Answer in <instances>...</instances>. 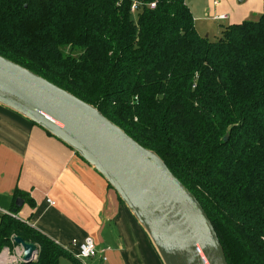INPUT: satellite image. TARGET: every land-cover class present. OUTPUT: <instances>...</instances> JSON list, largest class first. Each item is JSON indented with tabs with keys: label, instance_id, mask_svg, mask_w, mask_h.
Masks as SVG:
<instances>
[{
	"label": "trees",
	"instance_id": "16d2710c",
	"mask_svg": "<svg viewBox=\"0 0 264 264\" xmlns=\"http://www.w3.org/2000/svg\"><path fill=\"white\" fill-rule=\"evenodd\" d=\"M223 26L216 41L201 36L185 0H0V55L155 151L202 204L228 264H264V9ZM27 195L14 199L34 205ZM15 235L39 246L23 264H84L0 214V252Z\"/></svg>",
	"mask_w": 264,
	"mask_h": 264
},
{
	"label": "water",
	"instance_id": "95a60500",
	"mask_svg": "<svg viewBox=\"0 0 264 264\" xmlns=\"http://www.w3.org/2000/svg\"><path fill=\"white\" fill-rule=\"evenodd\" d=\"M0 104L66 144L102 175L144 228L163 264H228L197 197L155 151L97 107L1 55ZM23 205L18 198L16 206ZM13 241L23 248L24 263L34 261L37 244L17 235Z\"/></svg>",
	"mask_w": 264,
	"mask_h": 264
},
{
	"label": "crops",
	"instance_id": "0c3cea01",
	"mask_svg": "<svg viewBox=\"0 0 264 264\" xmlns=\"http://www.w3.org/2000/svg\"><path fill=\"white\" fill-rule=\"evenodd\" d=\"M185 1L195 8V1L192 7ZM205 8L209 14L208 4ZM216 16L226 24V11ZM18 190L34 205L24 202L17 216L49 238L65 248L73 239L94 238L98 255L84 264H163L144 228L102 175L66 144L0 104L4 212L13 213Z\"/></svg>",
	"mask_w": 264,
	"mask_h": 264
},
{
	"label": "rangeland",
	"instance_id": "374dc122",
	"mask_svg": "<svg viewBox=\"0 0 264 264\" xmlns=\"http://www.w3.org/2000/svg\"><path fill=\"white\" fill-rule=\"evenodd\" d=\"M193 1L196 2V6L191 11L194 16L196 30L201 36L208 37L211 41L219 39L224 27L221 24L220 17L216 16L219 12L226 11L228 18L225 20L226 24L224 25H229L232 22L235 24L246 20L256 21L260 18L264 9V0H206L208 7L211 9L210 13L207 14L205 0H189L191 7ZM136 17L134 15V18ZM218 17L219 19H217ZM0 209L2 210L1 196ZM9 248L11 255H13L16 245L12 242ZM69 251L75 253V248L71 246ZM60 262V264H73L67 257L61 258Z\"/></svg>",
	"mask_w": 264,
	"mask_h": 264
},
{
	"label": "built area",
	"instance_id": "2783aa9c",
	"mask_svg": "<svg viewBox=\"0 0 264 264\" xmlns=\"http://www.w3.org/2000/svg\"><path fill=\"white\" fill-rule=\"evenodd\" d=\"M138 6H139V3L137 1H134L132 4V8H131L133 13H136L138 11ZM155 6H156L155 2L150 4L151 8H155ZM217 19H219V17ZM220 19H224V18L220 16ZM48 203L54 204V202L50 199L48 200ZM4 213L13 214L11 212H4L3 210L0 209V214H4ZM12 241H13V238H12ZM71 246L75 248V251H74L75 253L71 252L73 256H75V258L81 260L82 262H86V260L92 259L98 255V249H97L95 240L92 236H88L82 241L78 239H73L70 242L68 247L70 248ZM68 247L67 249L69 250ZM10 251L11 250L9 247H5L0 252V264H23L24 263V259H23L24 250L21 246L16 245V248L14 250L15 252L13 255H11ZM36 256L37 254H35L34 260L37 258ZM103 259L106 260V257H103Z\"/></svg>",
	"mask_w": 264,
	"mask_h": 264
}]
</instances>
